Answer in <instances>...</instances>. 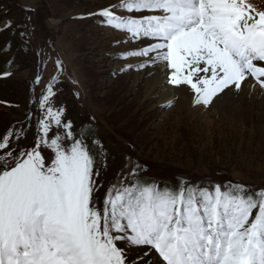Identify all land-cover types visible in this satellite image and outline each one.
Returning <instances> with one entry per match:
<instances>
[{
  "label": "snow or ice",
  "instance_id": "snow-or-ice-1",
  "mask_svg": "<svg viewBox=\"0 0 264 264\" xmlns=\"http://www.w3.org/2000/svg\"><path fill=\"white\" fill-rule=\"evenodd\" d=\"M87 15L142 45L121 53L146 58L136 67L162 65L164 81L147 97L166 98L155 106L161 111L175 106L182 87L190 108L215 104L218 116L249 80L264 96V0H116ZM2 27L19 29L11 19ZM41 81L38 73L31 82L35 111L0 134V264H264V187L184 175L162 184L129 156L101 206L107 151L99 139L87 143L95 125L74 130L53 103L58 77L35 97ZM33 127L34 142L22 144ZM121 241L138 249L135 259Z\"/></svg>",
  "mask_w": 264,
  "mask_h": 264
},
{
  "label": "rangeland",
  "instance_id": "rangeland-1",
  "mask_svg": "<svg viewBox=\"0 0 264 264\" xmlns=\"http://www.w3.org/2000/svg\"><path fill=\"white\" fill-rule=\"evenodd\" d=\"M114 2L0 0V134L18 128L17 122L25 120L29 107L35 111L30 101L36 75L42 81L34 87L35 97L56 76L60 83L54 88V105L66 108V119L76 131L82 124H94L95 137L86 134L87 143L93 147L92 139H99L107 151V167L100 178L103 187L95 195L101 206L109 186L119 182L118 173L129 156L148 165L146 178L162 184H175L184 175L193 182L211 177L217 182L264 187V134L253 130L248 120L244 125L238 118L233 125L227 111L228 115L218 116L211 112L212 106L203 110L191 107L195 110L190 114L189 105L176 99L174 110L159 111L157 99L147 98L145 68L136 67L146 58L121 55L142 46L103 25L98 17L87 15ZM82 14L83 18H71ZM6 19L19 29L5 30ZM20 30L28 35L21 38ZM77 33L79 38L73 41ZM57 58L63 65L62 75ZM6 72L10 75H4ZM183 88L192 96L190 89ZM176 106L181 107L179 115ZM204 111L210 118L203 117ZM91 117L95 120L89 124ZM34 140L35 127L22 144ZM120 244L135 259L138 249H128L124 241Z\"/></svg>",
  "mask_w": 264,
  "mask_h": 264
},
{
  "label": "bare ground",
  "instance_id": "bare-ground-1",
  "mask_svg": "<svg viewBox=\"0 0 264 264\" xmlns=\"http://www.w3.org/2000/svg\"><path fill=\"white\" fill-rule=\"evenodd\" d=\"M254 2L259 3V0H254ZM142 73H143V76L148 78V81H147L148 85L145 88L146 96L148 97V91H149L150 86L153 85V83L155 81H159V82L162 83L164 81V78H165L166 74L162 70V65L161 66L148 65V67L145 68L142 71ZM253 83H255V82L252 81V80H249L248 85H246L244 87L243 92L240 94V99L238 101H226L225 104H224V111L225 112L227 111L230 114L231 118H230L229 122H231L233 125L236 124L238 118H240V120L242 121V123L244 125H246V124L248 125V123H246V121L248 120L249 124H250V126H252L253 130L254 129H258L264 134V96L260 95L261 90L259 89L258 86L255 88V90H253L251 88V85ZM158 91H159V87L158 86L153 88V92L154 93L158 92ZM179 91H180V95L176 98L178 103L179 102L183 103V104L187 103V105H189V101L191 99V96H189L187 93H185V90H184L183 87ZM249 93H251V95H249ZM151 96L155 97L157 99L158 103H160V102H162L163 100L166 99V98L161 97L160 95H156V94H153ZM234 103H238L239 106L238 107H234L233 106ZM244 104L249 105L250 108L249 109L244 108L242 106ZM214 106H216V105L215 104L212 105V109L213 110H211V112L213 111V112L216 113V108H214ZM177 108H178V112L175 113V114L179 115L181 107L178 106ZM198 108L203 110L202 107H198ZM195 109H197V108H195ZM195 109H192V108L188 107V110L190 111L189 112L190 114L193 113V111ZM172 110H174V109H172ZM257 111H260L262 113L255 115V113ZM202 114H203V117L205 119L206 118H210L209 117V113H205V111H204ZM251 114H252V116H251ZM176 120H178V119H176ZM209 120H210V122H212L211 119H209ZM218 121H222V120H218ZM130 250H133V249H130ZM126 251H129V250H126ZM128 255H129V253H128ZM150 259H151V257H150ZM129 264H131V263H129Z\"/></svg>",
  "mask_w": 264,
  "mask_h": 264
}]
</instances>
